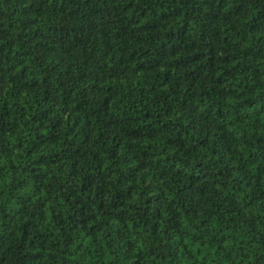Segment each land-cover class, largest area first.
Here are the masks:
<instances>
[{"label":"trees","instance_id":"obj_1","mask_svg":"<svg viewBox=\"0 0 264 264\" xmlns=\"http://www.w3.org/2000/svg\"><path fill=\"white\" fill-rule=\"evenodd\" d=\"M0 264H264V0H0Z\"/></svg>","mask_w":264,"mask_h":264}]
</instances>
